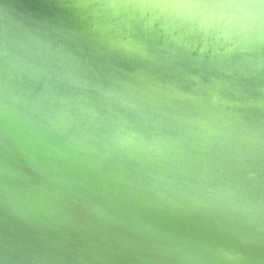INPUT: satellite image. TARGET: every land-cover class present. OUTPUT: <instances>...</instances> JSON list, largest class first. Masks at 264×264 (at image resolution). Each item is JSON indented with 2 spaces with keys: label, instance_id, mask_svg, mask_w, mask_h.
<instances>
[{
  "label": "clouds",
  "instance_id": "clouds-1",
  "mask_svg": "<svg viewBox=\"0 0 264 264\" xmlns=\"http://www.w3.org/2000/svg\"><path fill=\"white\" fill-rule=\"evenodd\" d=\"M0 264H264V0H0Z\"/></svg>",
  "mask_w": 264,
  "mask_h": 264
}]
</instances>
